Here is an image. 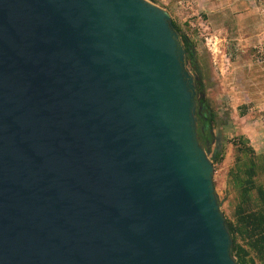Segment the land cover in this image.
Instances as JSON below:
<instances>
[{
	"label": "water",
	"instance_id": "1",
	"mask_svg": "<svg viewBox=\"0 0 264 264\" xmlns=\"http://www.w3.org/2000/svg\"><path fill=\"white\" fill-rule=\"evenodd\" d=\"M186 55L147 0H0V264H238Z\"/></svg>",
	"mask_w": 264,
	"mask_h": 264
},
{
	"label": "rangeland",
	"instance_id": "2",
	"mask_svg": "<svg viewBox=\"0 0 264 264\" xmlns=\"http://www.w3.org/2000/svg\"><path fill=\"white\" fill-rule=\"evenodd\" d=\"M147 1L166 10L173 22L180 25L184 31L188 32V35L194 36L195 40L198 41L195 61L202 73L201 82L205 91V98L210 103L213 114L217 118L215 135L220 134L221 137L219 143L214 141L209 147L210 158L215 155L218 149H227L223 166L215 171V191L226 218H231L232 206L230 204L236 195V192L229 188L228 183V173L235 160L232 141L242 135L248 136L257 155L263 159L261 160L262 163L264 161V114L258 112L261 115L257 116L256 110L253 111L249 101H245V104L238 108L237 105L240 101H235L226 96L222 84L224 77L221 72L225 61L222 59L218 48L210 50L206 19L204 14L194 6L192 0ZM187 67L191 69L190 66ZM257 121L261 123L259 134L253 130V124ZM256 134L263 138H258ZM260 173L261 178L264 179V169L263 171L260 169Z\"/></svg>",
	"mask_w": 264,
	"mask_h": 264
},
{
	"label": "crops",
	"instance_id": "3",
	"mask_svg": "<svg viewBox=\"0 0 264 264\" xmlns=\"http://www.w3.org/2000/svg\"><path fill=\"white\" fill-rule=\"evenodd\" d=\"M192 3L206 19L210 50L218 48L225 61L222 84L226 96L240 101L238 108L249 101L257 116L264 114V0ZM260 125V121L253 124L258 134Z\"/></svg>",
	"mask_w": 264,
	"mask_h": 264
},
{
	"label": "trees",
	"instance_id": "4",
	"mask_svg": "<svg viewBox=\"0 0 264 264\" xmlns=\"http://www.w3.org/2000/svg\"><path fill=\"white\" fill-rule=\"evenodd\" d=\"M172 25L187 55L197 53L198 41L194 36L188 35L173 21ZM198 134L202 142L201 126ZM232 143L235 160L228 173V183L236 195L230 204L232 214L231 218L227 217V223L234 240L233 255L238 264H264V179L260 173V169H264V161L261 163L263 159L257 155L248 136L236 137ZM226 154L227 149H221L212 157L215 171L223 166Z\"/></svg>",
	"mask_w": 264,
	"mask_h": 264
},
{
	"label": "flooded vegetation",
	"instance_id": "5",
	"mask_svg": "<svg viewBox=\"0 0 264 264\" xmlns=\"http://www.w3.org/2000/svg\"><path fill=\"white\" fill-rule=\"evenodd\" d=\"M185 63V67L188 73L194 78L199 79V81H197L198 88L196 90V99L198 104V111L196 117L198 119V127L201 126V130L204 136L202 144L207 150H210L209 147L214 143V141H217L219 143L221 140L220 134H216L217 136L215 135L217 118L213 114L212 108L210 107V103L205 98V91L202 88L201 82L202 73L197 67L195 61V52H191V55L189 56L187 55ZM187 66H190L192 70Z\"/></svg>",
	"mask_w": 264,
	"mask_h": 264
},
{
	"label": "built area",
	"instance_id": "6",
	"mask_svg": "<svg viewBox=\"0 0 264 264\" xmlns=\"http://www.w3.org/2000/svg\"><path fill=\"white\" fill-rule=\"evenodd\" d=\"M224 66H225V68H226V65H224ZM222 71H225V69H221V72H222Z\"/></svg>",
	"mask_w": 264,
	"mask_h": 264
}]
</instances>
